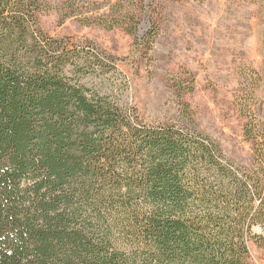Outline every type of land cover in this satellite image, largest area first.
Segmentation results:
<instances>
[{"label": "trees", "instance_id": "1", "mask_svg": "<svg viewBox=\"0 0 264 264\" xmlns=\"http://www.w3.org/2000/svg\"><path fill=\"white\" fill-rule=\"evenodd\" d=\"M46 3L0 0V264H246L264 247L257 76L236 102L243 164L198 128L183 82L177 117L141 118L114 57L43 29Z\"/></svg>", "mask_w": 264, "mask_h": 264}, {"label": "rangeland", "instance_id": "2", "mask_svg": "<svg viewBox=\"0 0 264 264\" xmlns=\"http://www.w3.org/2000/svg\"><path fill=\"white\" fill-rule=\"evenodd\" d=\"M40 24L114 57L128 102L147 122L177 117L183 82L198 128L236 162L249 161L253 144L236 102L254 73L251 107L264 127V0H47ZM246 264H264V247L250 245Z\"/></svg>", "mask_w": 264, "mask_h": 264}]
</instances>
